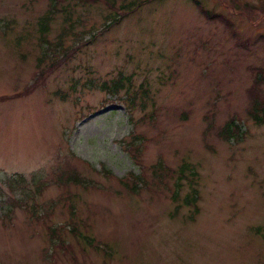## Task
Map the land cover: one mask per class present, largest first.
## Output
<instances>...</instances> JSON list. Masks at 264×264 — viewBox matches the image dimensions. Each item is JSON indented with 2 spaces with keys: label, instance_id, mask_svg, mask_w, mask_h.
<instances>
[{
  "label": "rangeland",
  "instance_id": "1",
  "mask_svg": "<svg viewBox=\"0 0 264 264\" xmlns=\"http://www.w3.org/2000/svg\"><path fill=\"white\" fill-rule=\"evenodd\" d=\"M135 1L0 0V264H264V0Z\"/></svg>",
  "mask_w": 264,
  "mask_h": 264
},
{
  "label": "trees",
  "instance_id": "2",
  "mask_svg": "<svg viewBox=\"0 0 264 264\" xmlns=\"http://www.w3.org/2000/svg\"><path fill=\"white\" fill-rule=\"evenodd\" d=\"M144 1L145 0H137L135 2L123 5L121 7V9L124 8L128 11H133V10L139 8L140 5H142L144 3ZM193 2L201 8L202 13L205 15V17L207 19H215L217 17V18H220L222 20L221 22L225 21V18L221 17L220 15L217 16L216 14L211 13L207 9H204L202 7L201 3H199V0H193ZM117 21H119V20L116 19L115 22H117ZM262 77H263V75L261 74L260 77H258L257 81H255L256 84L260 83ZM122 86H123V83L118 84V83L112 81L111 86L105 85L104 89H109L111 91L112 90L118 91L119 89L122 88ZM252 97L253 98H252V102H251V110L249 111L250 117H252L256 123L262 124L264 122V97H260L258 95H253ZM234 121H235V119L231 118L229 125L225 126L224 129L227 127L229 134L234 132L238 136L242 132L240 133V129L238 128V126L236 124H234ZM231 126H233V127H231ZM66 169L67 170L65 173L58 174V176L54 179V181H56L58 185H61L62 187L64 186V188H66L67 184L70 182L78 183L80 181L75 170L72 171L69 168H66ZM107 174H108V172H107ZM139 179H140L139 176H137V178H135V180L127 178L126 180H122L121 183L124 185L123 188H125L126 191L134 193L138 188L137 182L140 181ZM40 189H41V187H38V190H40ZM31 198H34V195H32ZM40 216H42V215H40ZM73 230L70 229L71 232H73ZM55 231L56 230L53 229L51 232L54 234ZM74 234H76V233H74ZM55 236H56V238L57 237L60 238V236H58V235H55ZM84 240H85L86 244L92 246L95 250L99 249L105 253V251L102 248H100L98 244H96L97 240L94 237H89L87 235V236H84ZM62 246L65 247L64 244H62ZM105 254L107 255V253H105Z\"/></svg>",
  "mask_w": 264,
  "mask_h": 264
}]
</instances>
